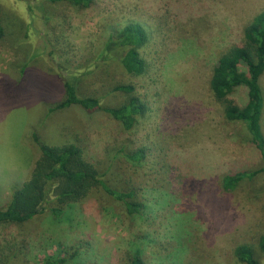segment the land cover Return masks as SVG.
Segmentation results:
<instances>
[{
  "label": "rangeland",
  "instance_id": "1",
  "mask_svg": "<svg viewBox=\"0 0 264 264\" xmlns=\"http://www.w3.org/2000/svg\"><path fill=\"white\" fill-rule=\"evenodd\" d=\"M0 5L6 28L0 40V207L11 188L30 177L41 154L37 138L79 144L96 165L112 167L113 185L138 187L146 207L141 216L129 215L120 201L95 189L61 221L44 212L24 228L0 223V264H40L47 255L76 249L81 264H129L137 249L145 264H243L234 255L236 246L256 247L264 235V172L230 191L223 178L255 171L262 159L245 125L225 118L210 79L264 0ZM133 23L149 34L140 49L147 62L142 75L126 72L121 53L99 60L110 32ZM66 75L79 79L80 95L99 97L109 107L128 99L114 91L116 85H134L147 105L144 116L125 132L102 111L88 114L71 106L51 112L65 98ZM261 83L264 90V76ZM246 94L241 87L231 98L243 104ZM262 124L264 132V115ZM125 138L144 150L143 159L116 154Z\"/></svg>",
  "mask_w": 264,
  "mask_h": 264
},
{
  "label": "trees",
  "instance_id": "2",
  "mask_svg": "<svg viewBox=\"0 0 264 264\" xmlns=\"http://www.w3.org/2000/svg\"><path fill=\"white\" fill-rule=\"evenodd\" d=\"M51 2H69L77 7H90L97 0H50ZM31 16L35 34L39 35L36 19ZM6 34L0 5V40ZM27 29V36H28ZM30 36V35H29ZM149 40L147 30L138 23L128 24L122 29L113 30L108 35L99 54V60L121 53L119 61L129 74L142 75L147 71V62L140 49ZM43 44V43H42ZM40 43L35 51H40ZM34 52L41 55V52ZM245 66L246 71L241 67ZM264 9L257 13L244 28L243 39L233 44L222 54L214 66L210 79V90L214 98L221 103L224 116L229 121L242 122L248 131L251 142L259 150L262 166L257 170H239L227 173L223 178V187L230 191L244 179L253 178L264 172ZM79 79L66 75L63 79L65 98L50 111L64 110L78 106L88 114L105 112L117 120L123 131H131L144 116L147 105L135 93L132 84H118L114 91L127 96V100L118 106H107L101 98L83 96L78 92ZM241 87L246 88V101L239 104L231 95ZM41 154L37 159L30 177L18 187H12L9 200L0 207V223H12L24 228L33 219L49 212L54 220H63L68 209L88 197L95 189H102L112 198L120 201L129 215L141 216L145 205L140 201L138 187H116L109 179L112 167L96 165L86 157L84 149L77 143L47 144L37 138ZM116 154L126 160L138 162L145 156L142 148H134L130 139H123L116 147ZM256 249H258L256 251ZM79 250L70 255L57 252L45 256L40 264H81ZM264 235L258 238L256 247L241 243L234 249V255L243 264H264ZM129 264H145L142 250L133 252Z\"/></svg>",
  "mask_w": 264,
  "mask_h": 264
}]
</instances>
